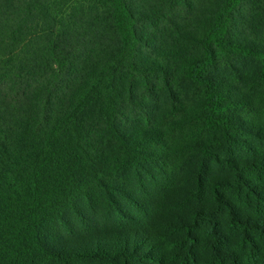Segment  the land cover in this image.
Listing matches in <instances>:
<instances>
[{
  "label": "trees",
  "instance_id": "trees-1",
  "mask_svg": "<svg viewBox=\"0 0 264 264\" xmlns=\"http://www.w3.org/2000/svg\"><path fill=\"white\" fill-rule=\"evenodd\" d=\"M0 264H264V0H0Z\"/></svg>",
  "mask_w": 264,
  "mask_h": 264
}]
</instances>
